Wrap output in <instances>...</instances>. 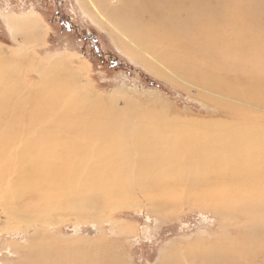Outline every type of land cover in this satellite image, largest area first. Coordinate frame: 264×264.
<instances>
[{
  "label": "rangeland",
  "instance_id": "374dc122",
  "mask_svg": "<svg viewBox=\"0 0 264 264\" xmlns=\"http://www.w3.org/2000/svg\"><path fill=\"white\" fill-rule=\"evenodd\" d=\"M116 1H109L111 7L106 6L102 9L101 4L99 7L98 5L92 7L89 0H0V49L8 51L10 56L13 54L11 57L13 59L22 60L21 83L34 90L31 94L29 92L23 95L6 94V98L0 95V113L5 111L8 112L7 116L22 120L29 117L43 118L47 117V114L51 116L56 113L58 130L63 134L67 133V129L74 133L72 139L70 138L73 141L84 140L98 132H118L127 126L126 120L132 132L149 134L154 141L156 138L164 137L163 139L167 138L168 142L175 134L184 137L185 140L191 135H197V140H200L207 133L208 136L209 134L219 136L224 132L227 133L225 134L227 138L217 140L216 144H228L235 140L230 147L244 148L248 146V140H253L249 139L251 134H256L255 131L264 132L262 116L264 110H261L262 114L254 115L250 108L255 98L242 90L252 91L259 85V79L264 77V57L257 58L255 55L244 57L239 54L242 59L240 62L247 67L236 69L230 74L232 77L226 68H218L211 62L209 64L199 59L198 56L176 58L181 59L186 65L181 66L177 60V68L181 74H178L176 69L172 72L175 78L186 84L189 81V73L182 71L180 67L192 69L196 77L199 71L210 73L214 77L213 81L219 76L228 75L229 78H225L224 82L237 86L241 95L224 102L219 100L229 108V112L227 109L223 111L217 104L206 100L202 96L203 93L193 87L194 85L182 86L158 76L143 63L129 57L130 50L126 49L128 42L118 34L117 29L114 30L104 20L109 10L120 6ZM19 15L28 16L37 23L36 43L24 41L22 30H15L18 33L17 37L16 39L12 37L6 21ZM62 22L67 23L72 29L66 28ZM82 38H88L85 46ZM261 38L264 40L263 31L257 35L256 40ZM173 54L174 51H170V55ZM99 56L103 57L102 60ZM169 59L168 57L163 61ZM56 60L64 61L69 70L73 69L69 75L71 81L75 83L76 90L90 92L100 101L85 98L78 90H75L77 92L75 94L69 93L66 85L61 84L62 87L58 85L60 84L58 78L45 74L42 75L44 82L40 83L39 68L41 66L48 68ZM1 67L0 71L4 69ZM52 74L55 75L53 72ZM52 78L53 80H50ZM11 81V84H8L7 81L1 80L0 93L4 94L6 87L15 84L14 80ZM208 86L205 80L200 85L202 90L215 97ZM55 89L62 96L59 103L52 96V99L49 98V92ZM44 90L48 97L40 99L39 96ZM47 98L50 102L45 101ZM35 99L36 103H39L32 106ZM160 99L162 100L158 103ZM20 114L21 116H18ZM133 124L135 128H132ZM100 126L102 127L99 128ZM26 127L40 130L34 128L32 122ZM240 135L246 137L241 138ZM68 141L69 139L62 144ZM9 149L5 146L0 147V155H14L16 150H20L14 148L16 150L11 149L8 152ZM103 152L97 151V155ZM24 164L34 166L31 162ZM11 168L8 170L11 171ZM36 169H40L38 174L42 175L45 169L49 168L41 165L36 166ZM100 169L102 171L103 168ZM85 171L100 170L85 167ZM27 178L28 187L19 204H7L6 201L9 199L8 195H12V198H15V194L18 195L17 184L10 183L8 179L7 184H4L8 189L7 196L5 192H0V264H101L106 257H111L112 264H166L175 254L167 253L164 261L159 258L170 245L184 250L185 240L200 247L208 241L217 243L222 240L220 216L209 209L203 210L197 205H189L186 198L181 204L179 200L172 203L159 200L161 208L165 209L153 213L148 210L149 195L146 190L135 191L127 188L121 190L122 195L102 198L105 199L104 202L93 206L96 203L94 200L101 199L95 195L92 197V193L89 194L91 195L89 199L87 195H81L79 193L81 189L76 187L73 181H69L71 183L68 184L42 176ZM76 195L79 196V201ZM86 200L88 209L77 211L75 203L78 202V206L82 207ZM188 200L196 201L193 197ZM262 214L264 216V211ZM205 234L215 236L206 239ZM238 243L242 246L254 243L255 251L251 258L254 264H264V219L257 220L255 232L248 238L245 234L239 237ZM221 245L223 247V243Z\"/></svg>",
  "mask_w": 264,
  "mask_h": 264
},
{
  "label": "bare ground",
  "instance_id": "6f19581e",
  "mask_svg": "<svg viewBox=\"0 0 264 264\" xmlns=\"http://www.w3.org/2000/svg\"><path fill=\"white\" fill-rule=\"evenodd\" d=\"M109 1L111 0H89V3L92 7L97 5L99 7L101 4L103 9L106 6L111 7ZM117 1L120 6L109 10L104 20L114 30L117 29L118 34L128 42L126 49L130 50L129 57L143 63L158 76L182 86L183 84L184 86L194 85L193 87L200 90L206 100L217 104L223 111L226 109L228 111L229 108L221 101L235 99L241 95L237 86L224 82L228 75L219 76L213 81L214 77L210 73L199 71L196 77L192 69L180 67L182 71L189 73V81L186 84L179 78H175L172 72L176 69L178 74H181L177 68V60L181 66L186 65L181 59L176 58L198 56L199 59L209 64L211 62L218 68H226L231 76L230 74L236 69L247 67L240 62L242 59L239 54L244 57L253 55L257 58L264 57V40L262 38L256 40L257 35L264 32V0ZM6 22L14 39L18 34L15 30H22L24 41L31 43L37 41L38 25L34 19L19 15L9 18ZM170 51H174V54L170 55ZM12 56L8 51L0 49V65L2 66L0 67H4L0 71V82L1 80L7 81L8 84H11V80L15 82L13 86L6 87L4 94L0 93L5 98L6 94L9 96L11 93L23 95L25 92L30 94L31 91L34 92L21 83L22 60L13 59ZM146 56L151 58L148 59L149 57L146 58ZM168 57L169 60L163 61ZM4 62L5 65H3ZM71 70L73 72V69ZM71 70L61 60L52 62V66L48 68L41 66L38 70L40 83L44 82L42 75L45 74L58 78L60 82L58 85L60 87H62L61 84L66 85L69 93L75 94L78 90V93H82L85 98L100 101L90 92L76 90L75 83L71 81L69 75ZM52 72L55 75H51ZM204 80L208 82L211 87L210 92L215 97L200 87ZM262 87L264 88V77L259 79V85L255 87V90L242 89L250 94V97L255 98L250 108L254 115L262 114L261 110H264ZM49 94V98L52 99V96L57 103L62 99L56 89L51 90ZM46 96L48 97L44 90L39 97L43 99ZM49 98L44 100L50 102ZM34 102L30 104L35 106L39 103H36V99ZM7 113L5 111L0 113V147L10 148L8 152L14 148H20V150L14 149L17 151L14 155H0V192H5L7 196L8 189L4 184H7L8 179L10 183L17 184L19 189L18 195L13 193L15 198L8 195L7 204H19L23 200L22 195L28 187L27 177L29 176L31 178L42 176L49 180L54 178L55 181L68 184L71 183L69 181H73V184L81 189L79 192L81 195H87L89 199L91 197L89 194L92 193V197L95 195L96 198L101 199L94 200L93 202L96 203L93 206L104 202L105 199L102 198L122 195L121 190L127 188L135 189V191L146 190L149 195L148 210L153 213L162 212L165 209V207L161 208L159 200L168 203L179 200L181 204L186 198L189 205H197L203 210L209 209L220 216L219 224L223 229L222 240L217 243L207 240L208 242L201 247L189 244L185 240L184 250L170 245L163 251L159 260L164 261L165 255L172 253L175 255L166 264H254L251 257L255 251L253 244L257 242L242 246L238 243V239L244 234L247 238L252 235L255 232L257 220L264 219L262 214L264 211V144H261L264 142L263 131H255L256 134H251L249 139L253 138V140H248V146L244 148L230 147L235 140L228 144L226 142V144H216L217 140L226 137L227 133L224 132L219 136L211 134L208 136L207 133L200 140H197V135H191L187 137L188 140H185L184 137L175 134L171 141L167 142V138L163 139L164 137L156 138L154 141L149 134L132 132L126 118H118L126 120L125 124H127L120 131L115 133L110 131L106 132L107 134L98 132L84 140L73 141L71 136H74V133L67 129V133L63 134L58 130L56 113L51 116L47 114L48 116L43 118L29 117L23 120L7 116ZM109 115L113 116L110 113ZM262 116L264 117L263 114ZM30 122L34 128L40 130H31L26 127ZM132 128H135L134 124ZM240 137L245 138L246 135H240ZM68 139L69 141L63 145L62 143ZM100 150L104 152L97 155V151ZM26 162H31L34 166H27L24 164ZM41 165L49 168L45 169L46 176L45 172L42 175L38 174L40 169H36V166ZM10 167H12L11 171L8 170ZM85 167L100 171L88 172L85 171ZM100 168H103L102 171ZM76 197L79 201V196L76 195ZM192 197L196 199L195 202L188 200ZM77 203H75L77 211L82 212L88 209L87 200L82 203L84 205L82 207H79ZM95 210L98 212L97 208ZM259 216L261 218H258ZM213 236L215 235L205 234L203 237L207 239ZM112 262L111 257H106L101 264H112Z\"/></svg>",
  "mask_w": 264,
  "mask_h": 264
},
{
  "label": "flooded vegetation",
  "instance_id": "af4514ba",
  "mask_svg": "<svg viewBox=\"0 0 264 264\" xmlns=\"http://www.w3.org/2000/svg\"><path fill=\"white\" fill-rule=\"evenodd\" d=\"M63 23V22H62ZM63 25H65L66 26V28H68V29H70L71 27L67 24V23H63ZM72 29V28H71ZM77 36V35H76ZM90 38V37H89ZM83 39V38H82ZM88 38H86V39H83V45L85 46V43H86V40H87ZM99 58L102 60V58L103 57H101V56H99Z\"/></svg>",
  "mask_w": 264,
  "mask_h": 264
}]
</instances>
